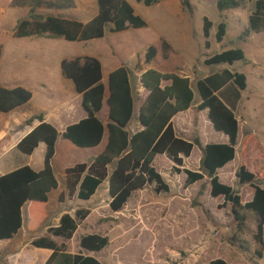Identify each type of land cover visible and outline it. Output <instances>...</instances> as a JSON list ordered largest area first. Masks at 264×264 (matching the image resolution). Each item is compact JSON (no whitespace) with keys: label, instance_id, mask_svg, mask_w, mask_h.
<instances>
[{"label":"trees","instance_id":"obj_1","mask_svg":"<svg viewBox=\"0 0 264 264\" xmlns=\"http://www.w3.org/2000/svg\"><path fill=\"white\" fill-rule=\"evenodd\" d=\"M137 1L146 7L160 3V0ZM190 1L185 0L186 8L191 9ZM254 1L255 10L249 19L248 35L264 31V0ZM96 3L98 13L87 23L54 15L39 20L32 14L30 18L19 23L14 38L47 37L70 43H89L104 39L108 30L112 34H121L148 27L147 22L136 14L135 8L127 0H96ZM245 3L246 0H218L217 9L220 12L237 10ZM227 28L228 25L224 22L218 26L216 40L219 44L225 40ZM212 29L213 23L206 18L204 36L208 50L211 48L209 40ZM170 51L171 45L164 41L162 52L165 60L169 59ZM157 54L156 47L151 46L143 65L138 64V68L142 70V87L148 91V95L140 108L136 132L130 129L135 120L137 100L131 83V71L127 66L119 67L110 75V96L107 99L110 122L106 127L99 118L106 95L101 61L93 57H80L62 62V74L65 79L74 83L77 92L82 96V106L88 117L68 127L63 134L48 123L44 115L35 116L28 121L29 126L34 123H38V126L20 141L17 150L32 156L44 144V168L37 172L30 166H25L0 177V241L13 240L23 229L25 216L29 219L28 229L31 232L37 231L45 221L51 193L60 186L54 169L59 138L62 136L81 149H93L102 144L108 128L109 143L106 151L91 164H77L66 170V191L60 196L61 203L74 199L89 202L108 183L109 206L114 214H118L126 209L137 192L149 187L153 186L157 194L170 193V186L155 167L159 156H167L174 163V173L179 176L186 175L185 188L205 179L209 180L211 197L223 198L226 203H231L233 218L240 232L246 228L247 212L253 213L257 219L254 238L256 242L263 244L264 187L259 182L264 180V167L260 178L244 164L240 165V183L249 185L254 190L252 200L246 204L242 202L241 195L233 187L222 183L219 177V171L237 159L240 121L235 110L242 98V92L248 88L247 75L225 69L198 79L196 92L192 79L188 76L148 69ZM2 58L3 50L0 47V69ZM245 60L246 54L242 49H230L207 59L205 65L233 66ZM229 88L234 91L233 97H229L226 92ZM197 93L200 97L199 106ZM32 100L33 92L26 88H0V114H10ZM193 108L199 112L208 111L214 130L227 136L229 143L204 146L198 136L194 140L181 136L177 132L174 119ZM196 148L202 151L201 168L191 170L185 163ZM90 215L89 209H79L74 214L66 213L61 217L59 225L49 230V234L71 241ZM110 245L111 239L100 234L85 235L80 241L82 251L95 254L103 252ZM32 246L53 252L46 264H105L83 252L73 254L66 243L59 244L50 237L36 239ZM209 264L230 263L217 259Z\"/></svg>","mask_w":264,"mask_h":264},{"label":"rangeland","instance_id":"obj_2","mask_svg":"<svg viewBox=\"0 0 264 264\" xmlns=\"http://www.w3.org/2000/svg\"><path fill=\"white\" fill-rule=\"evenodd\" d=\"M127 1L133 5L136 14L147 22V28L121 34H112L108 30L104 39L70 43L63 39H15L14 32L19 23L32 14L39 20L54 15L87 23L98 13L96 0H0V47L4 60L0 74L1 87H29L36 93V104L42 105L46 104V97L39 92V83L43 82L54 91L55 97L52 100L57 103L61 100L60 60L86 54L101 59L106 69L108 66L125 65L131 71V83L137 100L135 120L130 127L131 131H135L138 127L139 106L146 97L139 79L142 70L138 64L143 65L151 46L159 51V63L171 68L165 73H173L178 66L185 67H178L177 71H184L191 76L196 92L198 79L220 73L226 68L246 74L248 88L242 92L235 110L241 122L237 159L220 171L219 177L222 183L233 187L241 195L244 204L250 202L254 190L240 183V165L244 164L260 178L264 167V63L259 59L252 34H247L248 20L255 9V1L246 0L242 8L223 12L217 9L218 0H191V9L184 6L185 0H160L159 4L152 7H146L137 0ZM206 18L213 23L209 50L204 36ZM223 22L228 25L227 36L219 44L216 34L218 26ZM164 41L173 49L170 51V54L173 51V58L168 63L162 57ZM230 49H242L251 58V62H240L232 67L205 65L207 59ZM32 53L33 57H53L55 62L52 70L41 74L37 70L38 66L24 61ZM232 91L231 88L226 90L229 97H233ZM197 100H200L198 93ZM195 113L197 117L193 123ZM201 113L192 109L183 115L184 122L179 124L184 132L183 137L188 134L191 140L197 136L202 138L198 118ZM189 117L190 120H187ZM203 131L204 141H218L221 137V134L214 131L210 137L207 128ZM16 154L21 156L16 165L26 166L31 160L18 150L9 153L8 158ZM200 157L202 159V151L196 148L186 167L199 170ZM40 158L41 153L38 151L36 163ZM155 167L170 186V193L157 194L153 186L149 187L137 192L126 209L118 214H114L109 206L108 183L100 189L93 201L76 199L60 203L58 195L66 191V183L65 176L57 170L59 190L52 193L47 218L32 237L39 238L43 233H49V229L65 213L74 214L79 209H89L91 216L88 223L77 233L73 246L80 248V239L86 234L108 236L111 245L102 254L96 255L107 264H209L217 259L230 264H264V242L259 244L254 238L257 219L253 213L247 212L246 228L240 232L233 218L231 203H226L223 198L211 197L208 179L185 188L186 175H176L173 171L174 163L167 156H159ZM259 184L264 187V180L261 179ZM27 249L23 252V264H36L35 254Z\"/></svg>","mask_w":264,"mask_h":264},{"label":"crops","instance_id":"obj_3","mask_svg":"<svg viewBox=\"0 0 264 264\" xmlns=\"http://www.w3.org/2000/svg\"><path fill=\"white\" fill-rule=\"evenodd\" d=\"M252 13L249 16V19H250ZM248 22H249V20H248ZM251 34H252L254 43L257 44L255 49H256V51L259 52V59L264 63V31L260 32V33H251ZM43 38L51 39V38H47V37H41V38H36V39H43ZM27 39H30V38H27ZM53 40H56V39H53ZM171 50H173L172 46H171ZM157 52H158V54H157L155 61L153 62V64L148 69H150V68L156 69L162 73H165V72L171 70V68H168V66L166 64H164V63L160 64L159 63L160 54H159L158 50H157ZM33 56H34V53H32V55H29L28 57H26L24 59V61H26L28 64H32V65L34 64V65L38 66L37 70L41 74H44V73L47 74L49 71L52 70L54 62H55V59L53 57L45 58V57H33ZM172 56H173V51L171 52L169 59L165 60L163 58V61L167 62V63L170 62L173 58ZM80 57L97 58V57L92 56V55L82 54V55H78V56L74 57L73 59L80 58ZM162 57H163V52H162ZM97 59H99V58H97ZM64 60H66V59L60 60V62H59L60 67H61V64ZM99 60L101 61V59H99ZM245 61L251 62V58H249L246 55ZM242 62H244V61H242ZM101 63L103 65V82H104V85L106 87V95H105L104 107H103V110L101 111V113L99 114V118L102 120V122L105 124V126L108 127V124L110 122V110H109V106L107 104V99L110 96V75L112 72H114L119 67L108 66L109 68L106 69L104 66V63L102 61H101ZM238 63H240V62H238ZM236 64L237 63H235L234 65H236ZM2 65H4L3 58H2V63H1L0 74H1V71L3 70ZM178 67L181 69L185 68V67H180V66H178ZM178 67H176L174 69L173 73H178V71H177ZM229 67H232V66H229ZM226 69H228V68H226ZM61 73H62V70H61ZM234 73H237V72H234ZM180 74L184 75V76H188L191 78V76L188 73H185L184 71H182V73H180ZM141 76H142V73L139 77L140 83L142 86ZM59 78H60V85H61V91H60L61 100L58 101L57 103L54 102L55 100H52L55 97L54 91H52L51 88L47 84L40 82L39 83L40 84L39 85V88H40L39 92H42L43 95L46 97V104H42V105L36 104V98L37 97H36V93L33 92V100L28 105H25V106L17 109L16 111H14L10 114H0V177L5 176L9 173H12V172H14V171H16L22 167H25L22 165H16V163L18 164V162L21 160V156L16 154L13 158H8V154L17 150V145L20 143V141L22 139H24L28 134H30L35 127L38 126V123H34L32 126L28 125V121L31 120L33 117L39 116V115H44L46 121L48 123L52 124L59 131L60 134H63L67 130L68 127L75 125V124H78L88 117L87 113L84 111L83 106H82L83 98L77 92L74 83L70 80L65 79L63 74L61 77L59 76ZM14 80H17V79H14ZM37 82H39V79H37ZM192 83H194L193 79H192ZM16 84H19V83H16ZM17 87H23V86H17ZM17 87H15V88H17ZM0 88H5V87H1V85H0ZM15 88H13V89H15ZM23 88H26L30 91H33L29 87H23ZM7 89H9V88H7ZM193 89L195 90L194 86H193ZM143 90L146 92V97H147L148 91H146L144 88H143ZM146 97H145V99H146ZM199 104H200V100H197V106H199ZM141 105H142V103H141ZM141 105L139 106L138 116H139ZM191 110L179 114L174 119V124H175V127L177 129V132L181 136L184 132L179 127V124H182L184 122L185 116H183V115L188 114ZM208 114H209L208 111H203L201 113V115L198 116V118H199V131H200V134L202 137L201 141H202L203 145L206 146L208 144H228L229 143L228 137L225 136L224 134L218 133L214 130L213 125L211 124V122L209 120ZM196 117H197V115L195 113V116L192 118L193 123L195 122ZM186 119L190 120V117L186 118ZM138 125H139V123H138ZM206 128L210 131V137L212 136L213 131L218 133V134H221V137H219L218 141H214L211 139H209V141H204L203 129H206ZM136 131L137 130H135V132ZM240 131H241V122H240ZM184 135H185L186 139L191 140L192 137H190L188 134H184ZM239 138H240V134H239ZM108 143H109L108 128H107L106 133L104 135L102 144L99 147L93 148V149L78 148L72 142L65 140L61 136L59 138V141H58L57 153H56V156L54 159L55 173L57 170H59V172L65 176V183H66V175H65L66 170H68L71 167H74L77 164H91L98 156L102 155L106 151V149L108 147ZM43 145L44 144H41L40 147L36 150V152L32 156H27V155L22 154V155L27 156L31 159L27 163L26 166H30L31 168H33L37 172L42 171L44 168L46 146L45 145L43 146ZM195 150H194V152H195ZM38 151H40V153H41V158L39 159V162L36 163L35 159H36V154L38 153ZM194 152H193V154H194ZM77 155H78V157H77ZM191 158H192V156H191ZM191 158L186 160V163H185L186 165H187V163H189ZM200 159H201V157H200ZM235 161H233L232 163L227 165L222 170H225L226 168H228ZM222 170H220V171H222ZM105 184L103 185L104 188L106 187ZM58 190H56L55 192H57ZM64 192H65V190H63L62 193L60 195H58V201L59 202H60V200H59L60 196ZM99 192H100V190L98 191V193ZM98 193L91 201H93L98 196ZM51 195H52V193H51ZM74 200H76V199H74ZM50 202H51V199H50ZM66 202H68V201H66ZM62 204H64V203H62ZM25 214H26V212H25ZM70 214H73V213H70ZM89 218L80 226L79 230L82 229V227H84L85 225H87ZM60 219L58 220L57 224L54 227H57L59 225ZM28 224H29V219L26 218V216H25L24 227L17 236L13 240L0 241V264H23V261H24L23 252L26 248H28L27 250H31V252L35 254L36 264H46L48 262V260L50 259V257L52 256L53 252L49 251V250H45V249H38V248H35L32 246L33 241H35L36 239L42 238V237H50L52 240L56 241L59 244L66 243L69 251L73 254H78V253L83 252L85 255L96 257L99 261H101L102 263H105L98 256H96V255H98L97 253L95 254V253L85 252V251H82L81 248H78V246H73V242H74L76 235L79 232V230L77 231V233L75 234L74 238L71 241H65L62 238H55V237L51 236L48 232L43 233L42 235H40L39 238H36V237H32V234L36 233L39 229L35 232H31L28 229ZM54 227H52V228H54ZM86 235H88V234H86ZM83 236H85V235H83ZM82 237H81V239H82ZM81 239H80V241H81ZM31 248H34V249H31ZM103 252H101L99 254H102ZM105 264H107V263H105Z\"/></svg>","mask_w":264,"mask_h":264},{"label":"water","instance_id":"obj_4","mask_svg":"<svg viewBox=\"0 0 264 264\" xmlns=\"http://www.w3.org/2000/svg\"><path fill=\"white\" fill-rule=\"evenodd\" d=\"M140 124H141V126H142V123H141V121H140ZM143 127V126H142ZM238 178H240V176L238 175ZM27 217H29V214H27Z\"/></svg>","mask_w":264,"mask_h":264}]
</instances>
